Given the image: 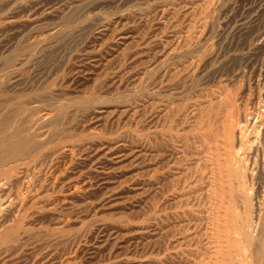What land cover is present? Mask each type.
<instances>
[{"label":"rangeland","instance_id":"374dc122","mask_svg":"<svg viewBox=\"0 0 264 264\" xmlns=\"http://www.w3.org/2000/svg\"><path fill=\"white\" fill-rule=\"evenodd\" d=\"M5 134L0 264H264V0H0Z\"/></svg>","mask_w":264,"mask_h":264},{"label":"bare ground","instance_id":"6f19581e","mask_svg":"<svg viewBox=\"0 0 264 264\" xmlns=\"http://www.w3.org/2000/svg\"><path fill=\"white\" fill-rule=\"evenodd\" d=\"M3 134V133H2ZM3 138V137H2ZM1 138V139H2ZM11 138V137H10ZM10 138H8V135L7 134H5L4 135V138H3V140H1L0 141V149H2V150H5V149H7V148H13V146L15 145V142L13 143V141H11V140H13V138H11V140H10ZM9 139V140H8ZM15 141V140H14ZM15 147V146H14ZM9 150V149H8ZM1 153H2V151H0ZM4 152V151H3ZM5 154V158L4 159H6V158H8V156L6 155L7 153H4ZM2 159H3V157H2ZM6 160H4V162H5ZM8 161V160H7ZM2 163V162H1ZM0 163V164H1ZM5 166V165H4ZM2 167V166H1ZM5 172H7L8 173V171H5ZM4 171H2L1 172V174H0V176L1 175H6V173H5ZM3 178V177H2Z\"/></svg>","mask_w":264,"mask_h":264}]
</instances>
